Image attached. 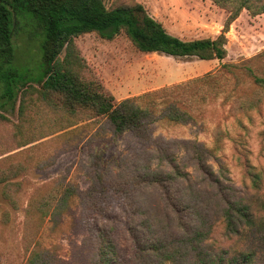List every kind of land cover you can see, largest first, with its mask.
<instances>
[{"label":"rangeland","instance_id":"rangeland-1","mask_svg":"<svg viewBox=\"0 0 264 264\" xmlns=\"http://www.w3.org/2000/svg\"><path fill=\"white\" fill-rule=\"evenodd\" d=\"M104 3L109 9L139 3L167 32L183 40L217 37L227 18L226 11L211 0H104ZM220 12L224 15L221 29L217 27ZM30 25L34 29H21L13 37L12 67L19 72L15 76L0 73V180L4 182L0 184V264H28L32 252L47 249L54 258L51 264H93L97 259L93 222L103 221V215L107 214L111 219L112 213L118 220L125 219L119 209L136 201L126 199L128 186L135 193L142 189L153 192L145 183L124 185V178L140 174L148 164L152 165L153 173H157L156 167L169 171L167 162L174 153L173 146L195 141L218 149L211 164L221 179L223 194L233 197L251 220L248 223L236 212L239 219L235 227L226 226L219 219L224 205L222 209L211 210L206 224L199 221L200 225L193 223L186 229L209 232L202 247L216 254L218 260L257 251L254 264H264V94L255 92L252 81L244 77L240 87V91L250 93L249 100L255 104L246 116L236 107L230 111L229 105L221 106L223 100H213L204 117H198L195 123L155 125L154 135L160 148H171L163 154L132 133L115 136L106 119L90 120L68 112L59 95L42 98L38 89L47 79L41 48L44 30L36 21ZM227 37L228 57L224 61L142 53L125 34L106 40L97 33H87L75 40L91 71L121 102L197 78L224 64L249 65L264 75V14L251 16L244 11ZM254 95L259 98L253 99ZM217 131L220 134L215 144ZM180 153L182 164H195L191 152ZM186 171L194 172L191 168ZM101 187H105L107 195L101 199L97 212L86 194ZM66 188L80 192L82 197L70 202L62 226L53 223L50 217L42 223L38 214H26L33 199ZM109 209L112 213L105 212ZM161 231L166 232L167 240H175L179 247L183 245L182 230L177 223L164 225ZM114 235L120 261L113 264L159 263L158 257L139 261L137 244L122 229ZM196 255L197 251L190 246L178 255L175 264H194Z\"/></svg>","mask_w":264,"mask_h":264},{"label":"trees","instance_id":"trees-1","mask_svg":"<svg viewBox=\"0 0 264 264\" xmlns=\"http://www.w3.org/2000/svg\"><path fill=\"white\" fill-rule=\"evenodd\" d=\"M211 1L227 13L221 33L215 38L185 41L169 34L162 23L139 3L109 9L104 0H0V73L2 76L17 75L19 71L12 67L15 59L13 37L21 29L33 28L31 21H36L44 30L41 48L47 77L38 89L39 95L45 99L59 95L68 112L87 116L90 120L106 119L115 136L132 133L142 143L155 146L158 152L164 154L171 148H160L159 140L154 135L155 125L167 123L187 126L195 123L198 117H204L213 100H223L221 106L229 105L230 111H235L236 107L246 116L255 108L251 107L255 104L249 100L248 91H240L243 78L252 81L255 92L264 94V75L258 74L249 65L224 64L197 78L117 102L91 71L75 39L87 33H97L106 40L125 34L142 53L224 61L228 57L227 33L232 24L244 11L251 16L264 14V0ZM257 98L254 95L253 99ZM219 134V131L215 134V144ZM171 144L167 142V145ZM173 147L174 153L167 162L169 171L156 167L157 173H153L152 165L148 164L140 174L124 178V185L133 183L138 186L145 183L149 191H153L142 189L135 193L128 186L126 199L129 202L136 201L119 209L125 219L114 218L116 215L109 209L105 212L112 213L111 219L107 214L103 215V221L93 222L97 239V259L93 264L119 263L114 235L119 229L137 244L139 261L145 257H158V264H175L178 255L192 246L197 251L194 264H254L258 258L257 251L218 260L216 254L204 251L202 247L209 232L186 229L199 221L200 224H206L211 210L222 209L224 205L219 219L226 226L235 227L239 219L236 212L244 219L251 220V217L240 209L233 197L223 194V184L211 164L218 149L197 141L176 143ZM182 151L191 152L195 164H182ZM189 168L194 172L188 173L186 170ZM86 195L94 202L93 208L99 212L101 199L107 195L105 187L91 189ZM80 196L82 194L72 188L55 189L50 194L33 199L26 214H38L42 223L46 217H50L53 223L62 226L70 202ZM174 223L182 230L183 245L180 247L175 245V240H167L166 232L161 231L162 226ZM53 260L50 250H39L31 253L28 264H51Z\"/></svg>","mask_w":264,"mask_h":264},{"label":"crops","instance_id":"crops-1","mask_svg":"<svg viewBox=\"0 0 264 264\" xmlns=\"http://www.w3.org/2000/svg\"><path fill=\"white\" fill-rule=\"evenodd\" d=\"M241 16H242V14H241ZM241 16H240V18H241ZM220 18H219V20H218V22H217V27H219V29H221L222 28V21H224V15H223V13L222 12H220V16H219ZM240 18H238L235 22H234V24L232 25V27L234 26V25H236L237 24V22L240 20ZM208 22V21H207ZM165 28V27H164ZM169 33V32H168ZM169 34H171V33H169ZM172 35V34H171ZM173 36H175V35H173ZM175 37H177V36H175ZM178 38H180V37H178ZM181 39V38H180ZM183 40V39H182ZM185 41H190V40H185ZM211 61H219V60H211ZM212 71V70H211ZM192 79V78H191ZM191 79H189V80H191ZM187 81V80H186ZM185 82V81H184Z\"/></svg>","mask_w":264,"mask_h":264}]
</instances>
